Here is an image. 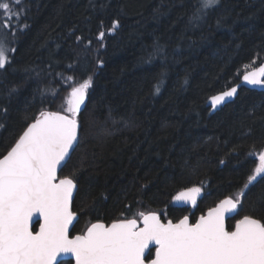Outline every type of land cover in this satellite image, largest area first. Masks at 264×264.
<instances>
[{
  "label": "trees",
  "instance_id": "1",
  "mask_svg": "<svg viewBox=\"0 0 264 264\" xmlns=\"http://www.w3.org/2000/svg\"><path fill=\"white\" fill-rule=\"evenodd\" d=\"M23 4L27 27L0 24V43L15 48L0 70V107L7 108L0 112V158L40 110H60L71 87L92 76L78 117L79 146L61 174L76 166L79 219L71 236L138 211L178 221L189 210L175 206L174 197L193 186L203 189L194 208L202 215L242 191L264 150V91L243 82L245 71L264 61V0H220L198 27L190 23L198 0ZM113 20L120 28L108 34ZM156 48L162 52L150 55ZM239 83L236 99L212 113L209 97ZM37 86L55 91V101L41 102ZM13 87L19 94L9 99ZM262 191L264 177H258L229 230L244 215L264 216L257 201Z\"/></svg>",
  "mask_w": 264,
  "mask_h": 264
},
{
  "label": "snow or ice",
  "instance_id": "2",
  "mask_svg": "<svg viewBox=\"0 0 264 264\" xmlns=\"http://www.w3.org/2000/svg\"><path fill=\"white\" fill-rule=\"evenodd\" d=\"M198 3L190 17L196 27L206 19L208 10L220 5V0ZM26 12L23 0H0V24L5 29L12 28L13 23L27 27L21 21ZM119 28L120 21L113 20L107 32L114 34ZM105 34L104 22L100 21L97 39L103 42ZM9 52L14 53L15 48L6 49L0 43V70L11 64ZM161 52L156 48L150 55ZM98 63L102 66L103 61ZM62 79L72 82L71 77ZM243 82L264 89V66L243 75ZM92 85L93 78L88 75L71 87L60 110H40L0 158V264H70L71 257L75 264H264V216L244 215L233 230L226 224L229 214H238L242 198L257 178L264 177V150L242 191L235 198L221 200L194 223L187 215L174 223L162 220L163 212L138 211L131 218L110 224L91 223L83 233L70 236L77 220V212L73 211L74 192H78L76 166L70 174H61L79 146L78 117ZM239 87L232 86L212 96L211 107L215 109L235 97ZM159 90L157 86L156 92ZM34 91L40 94L41 102L46 96L53 102L56 99L51 89L37 86ZM18 94L19 89L13 87L6 95L11 99ZM0 112L6 113L7 108L0 107ZM202 191V187L193 186L180 191L174 200L195 206ZM257 201L264 204V191L258 194ZM34 217L43 221L36 232ZM150 246H155L154 258Z\"/></svg>",
  "mask_w": 264,
  "mask_h": 264
},
{
  "label": "water",
  "instance_id": "3",
  "mask_svg": "<svg viewBox=\"0 0 264 264\" xmlns=\"http://www.w3.org/2000/svg\"><path fill=\"white\" fill-rule=\"evenodd\" d=\"M262 66H264V61L261 62L258 66L254 67V68H252V69H249V70H247V71H245V73H244L243 75H245V74H247V73H249V72L258 71V69H259L260 67H262ZM244 84H245L247 87L251 88V89H255V90H259V91H264V89H262V88L259 87V86H252V85H248V84H246V83H244ZM236 85H239V86L241 87V84H240V83H239V84H236ZM236 85H234V86H236ZM240 87L238 88V92H237V95H236L235 97L231 98L230 100L225 101V103H223V104H221V105H218L215 109H213V108L211 107V97H212V96H215V95H217V94H219V93H221L222 91L219 92V93H216V94L212 95L211 97H209V99H208V101H207V105L211 108L212 113H216V112L219 111L223 106H225L226 104H228V103L234 101V100L236 99V97L238 96V94H239ZM225 90H227V89H225ZM225 90H224V91H225ZM37 117H38V116H37ZM32 122H33V121H32ZM25 130H26V129H25ZM13 145H14V144H13ZM5 154H6V153H5ZM5 154H4V155H5ZM1 158H3V156H2ZM76 193H77V192H74L73 200H74V198H75ZM202 196H203V191H202L201 196L198 197L196 205L198 204V202H199V200L201 199ZM226 198H227V197H226ZM224 199H225V198H224ZM218 203H219V202H218ZM218 203H217V204H218ZM217 204H216V205H217ZM174 205L177 206V207H180V208H190V207H194V206H192V205H186V204H183V203H178V202H176L175 200H174ZM196 205H195V206H196ZM216 205H215V206H216ZM215 206H213V207H215ZM213 207H211V208H213ZM209 209H210V208H209ZM209 209H208V210H209ZM208 210H207V211H208ZM207 211H206L205 214H203V215H206V214H207ZM234 215H235V214H229V217L226 219V224H227V226H228V220H229L230 218H232ZM78 219H79V215L77 214V220H78ZM77 220L73 222V227H74V225L76 224ZM42 222H43L42 219L39 220V221H37V219H36L35 217L33 218V231H34V232H36V231L39 230V224L42 223ZM173 222L175 223V222H177V221H173ZM190 222H191V220H190ZM95 223H96V222H95ZM102 223H105V222H102ZM105 224H106V223H105ZM73 227L70 229V236H71V232H72V230H73ZM76 235H77V234H76ZM72 236H74V235H72ZM152 249H155V246H150V250H152ZM146 256H147V254H146ZM153 258H154V256H153ZM66 259H68V257H66ZM70 260H72V261H73V264H75V258H74V257H71Z\"/></svg>",
  "mask_w": 264,
  "mask_h": 264
},
{
  "label": "flooded vegetation",
  "instance_id": "4",
  "mask_svg": "<svg viewBox=\"0 0 264 264\" xmlns=\"http://www.w3.org/2000/svg\"><path fill=\"white\" fill-rule=\"evenodd\" d=\"M197 206V205H196ZM190 207V208H187L189 210V212L186 214L187 216H189L190 220H191V223H194L202 214H198L194 211V208L196 207ZM185 216V215H183Z\"/></svg>",
  "mask_w": 264,
  "mask_h": 264
}]
</instances>
